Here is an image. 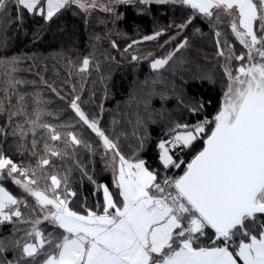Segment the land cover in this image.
Listing matches in <instances>:
<instances>
[{"label":"snow or ice","instance_id":"1","mask_svg":"<svg viewBox=\"0 0 264 264\" xmlns=\"http://www.w3.org/2000/svg\"><path fill=\"white\" fill-rule=\"evenodd\" d=\"M127 2L115 0L104 11L112 12ZM138 2L150 5L154 0ZM168 2L178 3L190 13L170 26L177 29V36L196 18L212 27L227 21L230 33H214L217 55L225 61L221 67L226 88L223 102L210 118L204 112L211 101L189 97L185 102L183 95L178 97V118L165 125L157 140L154 164L140 155L151 140L144 118L136 113L133 136L142 133L133 151L126 153L121 141L127 135L117 131L118 121L113 119L110 127H104L103 104L97 105L99 112L86 110L83 105L94 101L95 94L85 101L75 85L71 89L74 95L67 99L74 113L71 119L60 122L63 110L47 111L42 107L47 102L39 94L33 98L31 112L23 95L12 111V98L21 83L12 73L24 57L0 61L7 77L3 91L8 102L0 101V113H7L0 134L4 144L9 136L14 138V150L21 157L18 163L8 149L0 147V181L11 180L23 190L14 194L0 184V226L12 227L11 238L0 239V264H264V0H155ZM73 6L87 13L97 4L95 0H0V22L5 24L6 34L9 24L23 28L29 18L53 22ZM194 31L201 32L199 28ZM161 35L157 31L143 41ZM38 36L39 30L33 38ZM230 36L242 46L239 54L229 43ZM139 43L133 40L123 51L127 53ZM7 45L5 35L0 47ZM187 45L188 39L180 36L166 55L156 58L149 53L151 69L159 73L170 68L175 74L177 65L186 64L177 54ZM111 47L119 46L113 40ZM94 57L93 52L74 65L81 85L93 70L101 81L111 78L101 72ZM139 59L131 56L132 61ZM233 60L240 62L239 67L233 68ZM193 79L215 83L211 74ZM148 83L146 79L144 84ZM156 83L158 80L151 81L149 96L157 94ZM47 87L61 101L66 99L56 86ZM160 96L162 101L167 99ZM45 114L51 119L44 120ZM160 115L163 118V112ZM13 117H23V121ZM88 130L98 147L85 138ZM81 149L92 156L99 154L105 161L111 186L97 181L94 167L93 175L89 174ZM25 156L30 157L27 163ZM68 160L94 185L93 196L102 193V201L89 206L87 197L81 200L79 189L73 187V168L63 167ZM7 253H12L11 259Z\"/></svg>","mask_w":264,"mask_h":264},{"label":"trees","instance_id":"2","mask_svg":"<svg viewBox=\"0 0 264 264\" xmlns=\"http://www.w3.org/2000/svg\"><path fill=\"white\" fill-rule=\"evenodd\" d=\"M189 10L180 4L171 2L158 4L155 1L150 5H143L137 1H128L124 4H118L114 11L106 12L104 9L97 8L91 12L85 13L83 10L72 7L53 22H45L38 18H29L25 21L23 28L17 25H7L5 34V24L0 22V40L5 35L8 39L7 47H0V61L11 59L12 57H24L16 66V71L12 76L21 81L16 86V96L12 98V111H15L16 101L20 95L25 96L29 112L35 107L33 98L39 94L41 99L47 102L42 107L53 113L63 110L61 121L74 117V113L68 108L67 99L70 98L72 87L75 85L77 92L85 101L95 94L94 101L84 104L88 111L99 112L97 105L103 104L104 127H110L113 119L118 121L117 131L127 135V139L122 138V145L126 153H131L136 147L138 137L142 133L136 130V113L138 112L144 118L147 124V133L151 140L146 144L142 158L150 164L156 160L157 150L155 144L162 136L165 125L171 120L178 118L180 106L178 97L183 95L185 102L189 97L203 98L206 103L204 115L214 116L223 100V90L226 88V77L223 75L221 65L225 63L223 57L217 55L218 49L215 45V31L229 32L226 28L227 21L222 22L219 27H212L203 18H196L193 24L180 32V36L188 39V45L177 55L182 57L186 64L177 65V71L173 74L172 69L166 68L159 73L154 72L150 67L152 56L160 58L168 52L173 51L180 36H177V29L170 27L175 23L182 22L189 15ZM194 28H199L200 33H195ZM39 30V36L33 38L34 33ZM160 31L162 35L154 41H143L146 35H153ZM171 37H176L171 40ZM99 38V39H97ZM116 41L118 49L111 47V41ZM133 40L141 41L133 45L127 53L123 51ZM169 41V43H165ZM229 43L235 45L236 54H239L243 48L234 36L229 37ZM95 53L94 63L100 62L101 72L104 75L111 74L110 80L101 81L99 73L95 70L91 75L84 77V83L81 85V77L76 73L75 64L82 61L84 56ZM107 55L115 57L114 61L107 59ZM152 53V56L148 54ZM141 57L138 61H132L131 56ZM71 60L73 64H69ZM240 62L233 60V68L239 67ZM72 75H69V72ZM211 74L215 77V83L208 80L193 79L194 76ZM43 77V80H41ZM148 80V85L144 84ZM7 77L5 68L0 63V101L8 102L4 98L3 89L6 86ZM152 80H158L155 84L156 95L149 96L148 93L153 87ZM187 81V83H184ZM52 84L61 91L66 99L61 101L55 93L47 87ZM105 85H107V98L105 99ZM160 94L167 99L161 100ZM163 112V118L160 113ZM169 113L172 115L169 116ZM155 120L156 123H152ZM183 118L187 119L185 114ZM202 118V117H201ZM44 120H50L46 114ZM16 122H22L23 117ZM131 120V123H129ZM7 121V113H0V124ZM55 122V121H53ZM77 132L80 129L77 128ZM84 136L94 147L96 138L90 130L84 132ZM3 135L0 134V147L9 150L14 159L19 163L21 157L14 150V138L9 136L7 144L3 143ZM39 140V137H37ZM27 143L31 144V135ZM9 145L13 147L9 149ZM130 146V147H129ZM42 149V144L39 145ZM102 151V148L99 149ZM80 157L88 165L89 174L93 175L99 183H107L111 186L112 175L110 170H105V161L101 160L99 154L92 156L91 153L80 150ZM29 156L23 158L27 163ZM190 158V157H188ZM34 163V161H33ZM59 164L60 162L57 161ZM64 168L72 167L71 179L73 187L79 189L81 200L88 198L89 206H93L97 200L102 201V193L93 196L94 185L88 182L87 178H82L79 170L75 169L73 160L64 163ZM63 174V169H61ZM0 184L8 188L14 194L22 193L11 180L0 181ZM11 225L0 226V239L4 237L11 238ZM8 258H12V253H7Z\"/></svg>","mask_w":264,"mask_h":264},{"label":"rangeland","instance_id":"3","mask_svg":"<svg viewBox=\"0 0 264 264\" xmlns=\"http://www.w3.org/2000/svg\"><path fill=\"white\" fill-rule=\"evenodd\" d=\"M128 1H134V2L137 1L138 2V0H128ZM114 2H115V0H95V3L97 4V7L95 9H97V8L104 9V6L111 5ZM93 10L94 9H90L88 12H91ZM222 102H223V100H222Z\"/></svg>","mask_w":264,"mask_h":264}]
</instances>
